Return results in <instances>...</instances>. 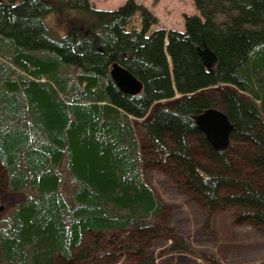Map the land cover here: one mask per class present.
<instances>
[{
    "label": "trees",
    "instance_id": "1",
    "mask_svg": "<svg viewBox=\"0 0 264 264\" xmlns=\"http://www.w3.org/2000/svg\"><path fill=\"white\" fill-rule=\"evenodd\" d=\"M192 1L183 32H152L159 19L136 0L113 11L0 0V166L7 189L27 193L0 218L1 264H155L162 202L144 179L146 150L209 209L235 206L264 225V0ZM114 63L143 84L139 95L118 89ZM209 109L249 151L209 145L195 121ZM170 232L175 251H189Z\"/></svg>",
    "mask_w": 264,
    "mask_h": 264
},
{
    "label": "rangeland",
    "instance_id": "2",
    "mask_svg": "<svg viewBox=\"0 0 264 264\" xmlns=\"http://www.w3.org/2000/svg\"><path fill=\"white\" fill-rule=\"evenodd\" d=\"M127 0H89L98 10H117ZM148 7L159 19V24L151 31L159 29L185 30V16L198 15L192 0H136ZM156 4V5H155ZM52 29L54 22L51 19ZM215 96L217 89L207 90ZM142 136V130L138 129ZM196 148L199 142L190 139ZM248 144L232 141L229 153L249 151ZM148 150L144 153V179L148 186L161 199L162 213L156 219L159 236H153L148 242V253L155 264H264V225L253 223L242 217L235 206H219L209 209L201 197L188 189L186 180L168 164L154 159ZM203 158V156L201 157ZM233 161L241 163L239 159ZM244 170L249 166L241 164ZM5 174L0 166V218L11 212L27 199L26 192H11L7 189ZM258 188L264 191V175L257 179ZM171 227L188 240L187 252L175 251L177 243L171 235ZM155 235V234H154ZM129 237L127 234L114 236L113 239ZM109 244L104 242V246ZM104 261V260H103ZM124 261V260H123ZM101 262L100 264H106ZM1 264V263H0ZM55 264H62L56 262ZM65 264V262H63ZM82 264H99L87 262Z\"/></svg>",
    "mask_w": 264,
    "mask_h": 264
},
{
    "label": "water",
    "instance_id": "3",
    "mask_svg": "<svg viewBox=\"0 0 264 264\" xmlns=\"http://www.w3.org/2000/svg\"><path fill=\"white\" fill-rule=\"evenodd\" d=\"M199 55L206 69L212 71L216 55L208 48L199 49ZM110 75L118 89L127 95L136 96L143 90V84L118 63L112 65ZM195 121L212 148L223 151L229 146L234 126L225 113L209 109L197 116Z\"/></svg>",
    "mask_w": 264,
    "mask_h": 264
},
{
    "label": "crops",
    "instance_id": "4",
    "mask_svg": "<svg viewBox=\"0 0 264 264\" xmlns=\"http://www.w3.org/2000/svg\"><path fill=\"white\" fill-rule=\"evenodd\" d=\"M101 10V9H100ZM103 10H105V9H103Z\"/></svg>",
    "mask_w": 264,
    "mask_h": 264
},
{
    "label": "bare ground",
    "instance_id": "5",
    "mask_svg": "<svg viewBox=\"0 0 264 264\" xmlns=\"http://www.w3.org/2000/svg\"><path fill=\"white\" fill-rule=\"evenodd\" d=\"M203 50V49H202Z\"/></svg>",
    "mask_w": 264,
    "mask_h": 264
}]
</instances>
